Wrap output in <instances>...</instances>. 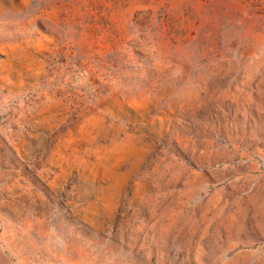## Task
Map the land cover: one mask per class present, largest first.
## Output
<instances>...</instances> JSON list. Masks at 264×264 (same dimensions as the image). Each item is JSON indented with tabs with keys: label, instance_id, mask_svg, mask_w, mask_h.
Returning a JSON list of instances; mask_svg holds the SVG:
<instances>
[{
	"label": "rangeland",
	"instance_id": "374dc122",
	"mask_svg": "<svg viewBox=\"0 0 264 264\" xmlns=\"http://www.w3.org/2000/svg\"><path fill=\"white\" fill-rule=\"evenodd\" d=\"M0 264H264V0H0Z\"/></svg>",
	"mask_w": 264,
	"mask_h": 264
},
{
	"label": "bare ground",
	"instance_id": "6f19581e",
	"mask_svg": "<svg viewBox=\"0 0 264 264\" xmlns=\"http://www.w3.org/2000/svg\"><path fill=\"white\" fill-rule=\"evenodd\" d=\"M130 147V143L128 141L123 142L119 145H116L111 150L112 154H114L116 157L122 156Z\"/></svg>",
	"mask_w": 264,
	"mask_h": 264
}]
</instances>
